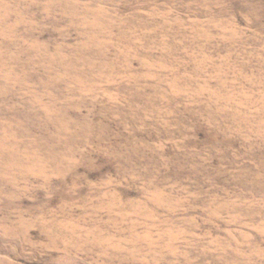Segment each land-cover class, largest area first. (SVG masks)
<instances>
[{"label":"rangeland","instance_id":"rangeland-1","mask_svg":"<svg viewBox=\"0 0 264 264\" xmlns=\"http://www.w3.org/2000/svg\"><path fill=\"white\" fill-rule=\"evenodd\" d=\"M0 264H264V0H0Z\"/></svg>","mask_w":264,"mask_h":264}]
</instances>
